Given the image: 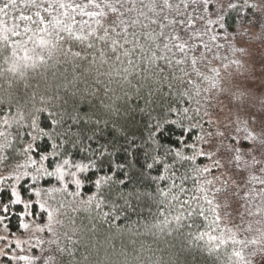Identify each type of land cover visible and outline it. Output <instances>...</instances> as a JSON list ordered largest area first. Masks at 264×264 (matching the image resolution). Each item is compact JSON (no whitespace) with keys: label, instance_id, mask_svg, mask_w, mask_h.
Instances as JSON below:
<instances>
[{"label":"snow or ice","instance_id":"obj_1","mask_svg":"<svg viewBox=\"0 0 264 264\" xmlns=\"http://www.w3.org/2000/svg\"><path fill=\"white\" fill-rule=\"evenodd\" d=\"M245 8L0 0V264H177L174 241L264 264V60L257 85L229 23Z\"/></svg>","mask_w":264,"mask_h":264},{"label":"trees","instance_id":"obj_2","mask_svg":"<svg viewBox=\"0 0 264 264\" xmlns=\"http://www.w3.org/2000/svg\"><path fill=\"white\" fill-rule=\"evenodd\" d=\"M257 5V8L255 11L252 9H244V17H238L236 12L232 13V18L229 21L233 27H249V28H256L257 26H263L264 25V3H262V0H252ZM240 3H243V0H240ZM255 23V27L252 26V23ZM241 28V29H242ZM87 103L86 101L84 102ZM140 103L142 106V101H137L135 98H133L132 101L129 102L131 107H134L135 104ZM87 194V192L85 193ZM145 214H147L145 212ZM136 217L133 216V220H135ZM13 231H15V222H13ZM144 241L145 244H151L153 247H156V245L153 243L152 237L150 236H143L140 238ZM176 243L177 247L175 249H169L167 252H165L164 259L168 260L170 257L174 260H177V264H204V258L200 256V254L197 252L195 254V258L192 255H189L187 253L181 254L178 258L175 255V253L179 250V243L177 241H174ZM137 248L139 247V242L135 245ZM161 247H164L163 244L160 245ZM129 252H131V247H129ZM157 255H160L158 253ZM114 260L118 261L119 264H123L125 257L124 256H114ZM128 264H133L132 257H127Z\"/></svg>","mask_w":264,"mask_h":264},{"label":"rangeland","instance_id":"obj_3","mask_svg":"<svg viewBox=\"0 0 264 264\" xmlns=\"http://www.w3.org/2000/svg\"><path fill=\"white\" fill-rule=\"evenodd\" d=\"M262 3H264V0H262ZM241 31H246L249 33V44L246 45L248 47L249 55L245 58L246 62L244 69H240L239 71L245 72V69H247L248 71L245 72V75H247L250 80H254L258 85L260 83V63L262 60H264V56L261 55L264 53V44L260 42L259 37L261 33L264 32V25L257 26L255 29L244 27L241 29ZM253 66H255L256 69V74L254 76L251 74V69ZM232 71H237L236 66L232 67Z\"/></svg>","mask_w":264,"mask_h":264}]
</instances>
